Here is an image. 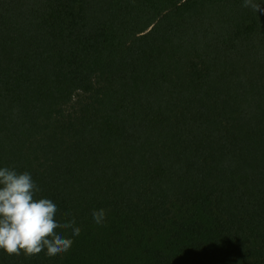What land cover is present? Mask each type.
<instances>
[{"label":"trees","instance_id":"obj_1","mask_svg":"<svg viewBox=\"0 0 264 264\" xmlns=\"http://www.w3.org/2000/svg\"><path fill=\"white\" fill-rule=\"evenodd\" d=\"M243 5L0 0V168L81 228L0 264H264V0Z\"/></svg>","mask_w":264,"mask_h":264},{"label":"clouds","instance_id":"obj_2","mask_svg":"<svg viewBox=\"0 0 264 264\" xmlns=\"http://www.w3.org/2000/svg\"><path fill=\"white\" fill-rule=\"evenodd\" d=\"M243 6L255 12L261 10L260 0H244ZM39 191L30 173L0 168V249L10 256L23 253L31 257L46 249V255L54 257L67 252L73 244L71 238L57 233L58 228L71 229L73 236L81 233L75 218L58 222L56 204L48 198H37ZM92 216L100 224L106 212L101 208Z\"/></svg>","mask_w":264,"mask_h":264}]
</instances>
